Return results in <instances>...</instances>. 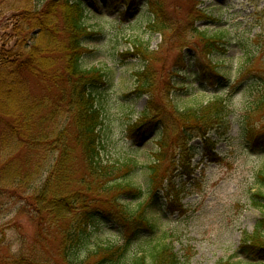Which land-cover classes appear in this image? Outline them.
I'll use <instances>...</instances> for the list:
<instances>
[{"label": "trees", "instance_id": "obj_1", "mask_svg": "<svg viewBox=\"0 0 264 264\" xmlns=\"http://www.w3.org/2000/svg\"><path fill=\"white\" fill-rule=\"evenodd\" d=\"M152 9L148 30L172 38L175 26L162 3L153 2ZM88 12L82 0H0V17L13 13L14 19L0 52V207L6 200L20 203L18 215L36 227L38 245L24 244L15 255L1 252L0 264H191L190 256L181 260L172 242L153 236L157 224L151 205L161 191L179 198L172 173L182 170L190 176L195 140L217 157L210 135L227 126L231 110L215 94L225 75L212 57L227 52V30H194L208 69L220 76L209 74L217 80L213 93L200 78L196 92L191 91L193 83L186 80L199 74L189 72L191 63L182 54L164 83L154 58L134 74L133 93L148 99L135 123H129L132 139L136 143L148 133L159 137L147 163L132 155L108 161L98 91L106 75L83 64L84 43L91 35ZM134 46L138 51L142 44ZM246 70L251 68L239 73ZM251 80L242 139H252L258 145L254 152L264 158V133L248 125L251 116L264 115V74ZM143 170L145 182L139 186L134 178ZM256 180L251 201L262 217L242 245L253 256L248 264H264L258 259L264 252V163ZM109 224L119 227V239L90 244L93 231ZM50 239L54 243L48 252Z\"/></svg>", "mask_w": 264, "mask_h": 264}, {"label": "rangeland", "instance_id": "obj_2", "mask_svg": "<svg viewBox=\"0 0 264 264\" xmlns=\"http://www.w3.org/2000/svg\"><path fill=\"white\" fill-rule=\"evenodd\" d=\"M82 1L89 10L87 24L91 32L84 43L87 53L83 64L86 68H99L106 75L105 85L98 91L105 115L102 136L108 161L132 155L147 163L159 137L157 133H148L136 143L132 139L129 123H135L148 99L137 98L133 93L134 74L154 58L158 73L164 75V83L182 54L191 63L189 72L199 74L198 78L191 74L186 80L193 83L191 91L196 92L200 78L213 93L217 80L211 76H220L208 69V60L201 54L202 44L194 30L209 33L227 30V52L212 57L217 70L225 75L219 82L220 92L215 94L224 97L231 110L227 126L210 135L217 157H211L200 140L192 143L198 151L190 176L182 170L172 173V185L179 198L172 200L161 191L151 205L152 219L157 224L153 236L172 242L181 260L190 256L191 264L222 261L248 264V258L253 256H248L242 245L262 217L252 205L251 194L258 190L256 174L264 158L254 152L258 145L252 139H242L241 123L252 102V93L248 90L253 83L251 76L264 74V0ZM153 2L162 3L166 17L175 26L172 38L165 39L148 30L153 20ZM12 16L13 13H8L0 17V52L4 36L10 35ZM140 43L142 47L137 51L134 44ZM244 67L251 70L239 73ZM162 90L161 84L159 97ZM248 125L264 133L261 129L264 115L251 116ZM145 176L143 170L134 182L143 185ZM165 185L172 186L168 182ZM20 207V203L10 200L0 207V247L4 246L0 253L8 255L10 251L15 255L23 251L24 244L26 248L38 246L36 227L26 215H18ZM119 233L118 226L109 224L101 231H93L90 244L118 240ZM53 243L50 239L48 252ZM258 259L264 262V252Z\"/></svg>", "mask_w": 264, "mask_h": 264}]
</instances>
